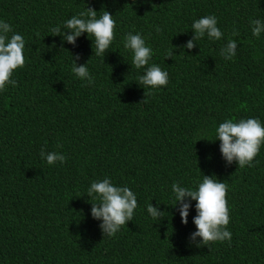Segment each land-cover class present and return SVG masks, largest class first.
<instances>
[{
    "label": "trees",
    "instance_id": "16d2710c",
    "mask_svg": "<svg viewBox=\"0 0 264 264\" xmlns=\"http://www.w3.org/2000/svg\"><path fill=\"white\" fill-rule=\"evenodd\" d=\"M86 8L116 20L102 56L87 33L61 46L50 32ZM206 15L217 17L225 39L183 48L192 21ZM255 18L264 20V0H0V19L26 42L16 85L0 92V264H264V146L239 168L225 166L214 140L226 118L264 123V34L251 35ZM234 29L240 43L226 60L221 48ZM128 32L154 49L151 63L168 72L166 86L136 81L143 69L123 48ZM74 59L87 63L93 83L75 76ZM42 149L65 162L48 165ZM144 163L147 171L138 170ZM204 174L228 185L232 237L195 247V201L187 225L171 205L161 203L174 215L160 223L146 207L171 204L174 182L192 185ZM105 177L138 200L133 221L114 236L91 217L85 193Z\"/></svg>",
    "mask_w": 264,
    "mask_h": 264
},
{
    "label": "clouds",
    "instance_id": "9594fccd",
    "mask_svg": "<svg viewBox=\"0 0 264 264\" xmlns=\"http://www.w3.org/2000/svg\"><path fill=\"white\" fill-rule=\"evenodd\" d=\"M101 12V11H99ZM98 11L86 8L65 20L62 25L50 29L53 36L61 37V46L64 42L75 44L78 37L87 33L92 40V47L95 55L102 56L113 44L115 38L116 20L107 10L97 15ZM251 35L260 38L264 34V20L255 18L250 20ZM67 29L70 31H63ZM160 32L159 26L155 29ZM191 30L194 35L189 39L183 48L192 49L198 45V41L207 38L209 41H220L225 39L218 19L215 15H206L194 19L191 23ZM11 33V35H9ZM239 32L233 30L230 37L226 39L225 45L221 48V55L226 60L233 59L237 54L238 40L233 37ZM94 38V39H93ZM123 48L131 53V65L136 69H143V73L136 80L143 88L158 89L166 86L169 81V74L158 64L151 63L155 54L154 49L146 41V38L139 32H128L122 38ZM26 42L22 34L13 31V27L7 21L0 19V92L6 87L15 86L16 81L12 79L13 73L23 68L26 62ZM174 56L173 48L165 51V57ZM72 72L81 80L93 83L94 78L89 73L87 63L78 65L76 59L72 65ZM199 140V139H198ZM219 140V151L225 162V166L235 162L239 168L252 166L254 158L264 146V123L257 117L246 119L226 118L215 128V139ZM42 161L48 165L57 162L63 164L66 160L65 154L59 151L40 152ZM138 170L147 171L146 163ZM163 175V172H162ZM228 185L215 175H203L192 185L173 183L170 196L172 203L157 200L154 206L147 204L146 212L153 221L162 222L165 217L171 219L174 213L162 210L161 203L176 208L181 223L187 225L192 202L195 201V215L192 220L195 231L190 233L188 243L201 247L209 245L210 242L231 241L232 233L228 229L230 222V208L226 199ZM87 196L91 202L90 215L94 220L100 221L99 227L102 233L107 236L117 234L122 226L128 221H133L138 208L136 193L128 186L114 184L109 177L91 182L87 188ZM197 238H199L197 240Z\"/></svg>",
    "mask_w": 264,
    "mask_h": 264
}]
</instances>
